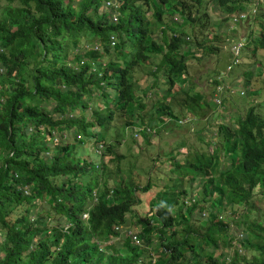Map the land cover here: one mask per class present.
I'll return each mask as SVG.
<instances>
[{
  "label": "trees",
  "instance_id": "obj_1",
  "mask_svg": "<svg viewBox=\"0 0 264 264\" xmlns=\"http://www.w3.org/2000/svg\"><path fill=\"white\" fill-rule=\"evenodd\" d=\"M8 1L0 10V264H218L215 250L222 264H264V217L252 212L239 248L226 255L233 236L220 215L226 206L235 212L246 204L252 210L251 197L264 194V115L255 112L252 102L233 125L218 126L223 142L213 151L188 147L183 165L173 159L172 171L197 179L199 199L187 205L186 189L178 188L183 182L177 178L162 196L151 199L155 211L137 217L135 240L125 233L120 245L110 242L126 226L137 191L151 187L150 182L139 186L129 179L112 187L108 179L100 182L109 167L105 156L121 157L107 141L110 124L122 114L127 117L122 129L146 127L147 90L135 89V75L144 66L158 88L148 111L177 119L174 102H183L189 117L201 109V102L213 107V100L191 88L180 86L172 93L178 80L187 82L190 59L217 53L218 46L206 38L191 42L184 28L196 22L209 0ZM210 1L231 13L245 9L248 0ZM167 14L171 24L164 21ZM155 28H160V42L153 38ZM84 36L98 38L101 49L77 52ZM246 39L234 66L243 65L250 51L253 65L264 67L256 58L264 49V15L252 20ZM244 74L249 77L251 71ZM210 82L212 95L219 92L221 81ZM252 91L247 94H255ZM97 97L103 98L98 106ZM91 104L89 120L83 111ZM70 131L75 143L63 145ZM86 138L94 141L98 162L79 152ZM37 198L60 214L55 226L46 225L43 215L26 214ZM21 208L25 212L11 218ZM85 212L88 217L83 219ZM198 220L205 224L198 226ZM153 246L155 255L148 254L145 249Z\"/></svg>",
  "mask_w": 264,
  "mask_h": 264
},
{
  "label": "rangeland",
  "instance_id": "obj_2",
  "mask_svg": "<svg viewBox=\"0 0 264 264\" xmlns=\"http://www.w3.org/2000/svg\"><path fill=\"white\" fill-rule=\"evenodd\" d=\"M8 2V0H0V10L7 5ZM12 4L18 5L19 0H14ZM246 8L247 10H244L245 15H247L249 5H246ZM259 10V15H264V1L260 5ZM196 11V9H193L192 13L195 14ZM233 14H236V12L233 11ZM147 16H150V14ZM228 16H231V13L221 12L220 8L214 3V1L209 0L207 4L202 5L196 22L193 25H184L191 42L195 41V37L198 40L206 38L211 41L210 44H214L215 47L218 46V49L216 54L211 53L208 56L200 57V59H190L187 68V82L178 80L172 89V93L176 92L180 86H184L186 88H191V92L202 93L205 96V99L210 101L212 95L211 91L213 90V83L210 81L213 78H217L223 85V88L221 87L220 91L221 97H218L221 103L216 106L213 105V107H207L206 105H202L201 102V109L198 108L192 117L193 120H191V123H184L180 126L178 123L174 124V120L168 121L169 117L166 115L161 113L158 114L153 109L148 111L152 102L156 98L155 92H157L158 88L155 84L153 85L154 77L148 73V66L140 67L139 70L141 71H136L135 89L140 91V89L144 88L147 90L144 98L147 106L144 110V123L146 124V127H149L151 132L145 131L146 134H143L142 132L135 134L133 132L134 127L137 128V131L138 127H142L143 125L122 129L121 124L125 122L127 117L122 114H118L116 121L110 124L107 141H112L113 144H115V151L118 152L121 157L113 160L112 158L115 157L114 154L105 156V160L107 161L109 167L99 177V180L102 182L104 179H108V185L110 187L114 185L116 186V184L120 183L123 179H129L139 186H144L147 182H150L151 187L145 192L137 191V200L131 205V211L127 214L128 221L126 226L121 229V235L112 239L110 242L120 245L123 242L124 234H129L130 232L133 233L131 237L132 240L136 239L133 238V235L137 234L139 229H137L135 221L138 216L145 217L150 212L155 211L156 208L151 207V199L155 195L157 198L160 195L162 196L165 188H171L170 185L173 184V181H171L169 177L174 178L176 174L173 173V171L170 172V169H172V161H170L169 158L172 156V158L176 157L181 159L182 155H179L178 151L182 152L184 155L185 153L182 150L185 149H178L183 144L192 150L197 149L200 152H211L214 150L215 145H219L220 142H223L218 131L220 130L218 126L220 124L233 125L236 116L238 114H242L244 110L250 106V102L254 105L255 112L257 114L260 116L264 115V70H262L264 67L259 68L258 63L257 65H253L255 60L250 51H246V57H244L241 62L244 64L231 69V60L234 57V52L232 53L231 48H233V44L235 42L239 43L241 40L244 42V45L246 44L247 39H242V37H246V32H248L252 25V20H241V22H239L238 20L235 21L234 19H229ZM234 16L235 15H232V18ZM169 18L168 14L164 15V21L171 24ZM172 19L176 20L175 18ZM153 38L158 42L162 40L160 28H155ZM97 39L98 38H94L93 36H90L89 38L84 36L81 46L78 47L76 51L85 52L89 49V47L95 46L96 44L101 47L100 41ZM114 55L115 52L111 50L110 56ZM72 56L73 55H70V58ZM197 56L199 57V55ZM107 58V56H104L103 60H106ZM157 58L159 57L157 56ZM256 58L261 62H264V49H259L257 51ZM229 70H232L230 74ZM249 70L251 71V75L247 77L244 72ZM259 70L262 71L260 72ZM2 73L3 70L0 69V81H2ZM245 81L248 82V85H246L247 87L245 86ZM228 86H230V90L226 89ZM237 88L244 91V94H242L243 96H232L233 90ZM239 90H236V94H239ZM247 90L250 92L254 90L255 94H247ZM161 93H163V91H161ZM177 96L182 99L185 95L180 92ZM95 101L96 105L98 103L100 104L103 101V98L97 97ZM182 103L183 102H174L172 104V109L174 110V113L177 114V119L189 116L185 112L186 109L181 106ZM47 107L49 108L50 104L47 105ZM91 107L92 104L83 111L84 117L89 120L92 119ZM131 113H133V115L136 114L134 111ZM150 117L151 119L149 120ZM98 129V127L91 128L94 132H97ZM54 139L55 141L57 140L56 136H54ZM211 139H213V142L215 143L211 142ZM84 140L88 141L84 143L85 146H79V152L86 155L88 160L91 159L98 162L99 155L94 149V141L89 140V138ZM205 142H210V144L207 145ZM62 143L63 145L75 143L74 136L71 131L65 136V141H62ZM176 143L177 146L172 148V145ZM165 152L170 153L166 154ZM218 155L221 163L220 166L223 168L225 166V161H223L224 155L222 151L219 152ZM174 172L177 173V171ZM184 186L185 187L180 184L178 188H185L187 195L192 194V196L198 199L200 196V185L198 181L188 180L185 178ZM182 196L184 197V195ZM161 199L159 202H161ZM94 200L87 201L86 206L89 207ZM250 202L253 203L252 210H250L249 205L246 206V204L238 205L235 212L230 206H226L221 210L220 215L222 216L223 222L228 224L229 235H231V233L235 234L237 232H242V229L249 224L248 221L252 217V212L257 213L261 218L264 217V194H255L251 197ZM19 212H25V210L22 208L18 209L11 215V218H14ZM26 214H31L32 218L43 215L45 217L46 225L50 227L55 226L59 221L58 218L60 217V214L52 211L51 207L45 200H41L39 198L34 199L31 208L29 207ZM87 217L88 214L86 217L82 214L83 219H86ZM203 221L198 220L197 225L199 226V223L200 225L205 224ZM68 228L69 226H66L67 230ZM250 236L251 234H249V237ZM1 238L2 235H0V240ZM101 248H103V246H101ZM231 248L232 244L229 245V250L226 252V255L230 254ZM145 250H147V253L149 252L151 255H155L153 254V252L156 251L154 246L149 249L146 248ZM242 252L243 251L240 253ZM218 253L219 252L215 250L214 257L216 256V258L219 259L218 264H222V256ZM3 254V251L0 250L1 257ZM230 255H232V253ZM252 263L255 264L256 261L253 260Z\"/></svg>",
  "mask_w": 264,
  "mask_h": 264
},
{
  "label": "clouds",
  "instance_id": "obj_3",
  "mask_svg": "<svg viewBox=\"0 0 264 264\" xmlns=\"http://www.w3.org/2000/svg\"><path fill=\"white\" fill-rule=\"evenodd\" d=\"M254 1H255V3H254ZM261 1V2H260ZM264 0H248L247 1V4L246 5H249V9H248V12H247V15H245L244 14V10L246 9L247 10V8L245 7V9H242V10H238V11H235L236 12V14H233V12H231V16H228L229 17V19L231 18V19H234L235 21H239V22H241V20H243V21H249L250 19L251 20H253L255 17H258V18H260L261 16L259 15V9H260V5L262 4V2H263ZM111 3V2H110ZM115 11H116V13H118L119 14V11H118V9H117V7H116V9H115ZM232 15H235L233 18H232ZM176 19V18H175ZM188 38V37H187ZM110 39H111V46H113V44H114V41H115V39L113 38V36H110ZM242 39H246V37H242ZM234 46H233V48H231V50H232V53L234 52V57H233V59L231 60V69L233 68V67H235L234 65H235V63H237V62H239V59H237L238 57H239V54H240V49H241V47L244 45V42L241 40V41H239V43L238 42H235L234 44H233ZM93 49H96V50H100L101 49V47L99 46V45H95V46H91ZM234 58H236L237 60H236V62H235V59ZM232 72V70H229V74ZM221 87L223 88V85H222V82H221V85L219 86V92H215L213 95H211V100H213V102H214V105L216 106V105H219L221 102H220V99L218 98V97H221L220 96V91H221ZM215 88H216V86H215ZM227 90H230V86H228L227 88H226ZM236 90H239V88H237V89H235V90H233V94H232V96H234V95H240V96H243L242 94H244V91L243 90H239V94H236ZM214 98H215V100H214ZM222 105V104H221ZM170 120H174L173 121V123L175 124V123H178V124H180V126L182 125V124H184V123H191V120H193L192 119V117H189V116H186V117H184V118H181V119H176V118H169V120L168 121H170ZM193 122V121H192ZM137 129V128H136ZM136 129L134 130V132L136 131ZM140 130H144V132L146 131V132H151L150 131V129H149V127H138V130L135 132V134H139V131ZM177 146V143L176 144H174V145H172V148H174V147H176ZM171 148V149H172ZM181 149H185V150H182L185 154L183 155L182 154V152H180V151H178V154L179 155H182V158L181 159H178V158H172V156H170V158H169V160L170 161H173V159H176V160H178V162L181 164V165H183V163L185 162V160H186V157H187V153H188V148L183 144L178 150H181ZM166 154L167 153H170V152H165ZM174 157V156H173ZM171 165L173 166H171V168H174V166H175V164L173 163V162H171ZM172 171V169H170V172ZM174 171H177V170H174ZM173 171V173H175L176 174V176L174 177V178H172V177H169L170 178V180L171 181H173L172 183H174V182H176V179L177 178H179V179H182V182H183V187H185L184 186V179L185 178H187L188 180H190L189 179V176H183V177H180V175H178L176 172H174ZM196 181H197V179H195ZM194 181V180H193ZM200 198V196L198 197V199ZM195 200H197L194 196H192V194H190V195H188V197L186 196V202H187V205H190L191 203H193V202H195ZM124 228V227H123ZM232 241H231V244H232V248L231 249H238L239 247H238V241H239V239H241L242 237H243V231L242 232H237V233H235V234H232Z\"/></svg>",
  "mask_w": 264,
  "mask_h": 264
},
{
  "label": "built area",
  "instance_id": "obj_4",
  "mask_svg": "<svg viewBox=\"0 0 264 264\" xmlns=\"http://www.w3.org/2000/svg\"><path fill=\"white\" fill-rule=\"evenodd\" d=\"M83 215L86 217L87 216V213H83ZM131 234H133V233H131ZM133 238H136V235H133Z\"/></svg>",
  "mask_w": 264,
  "mask_h": 264
}]
</instances>
